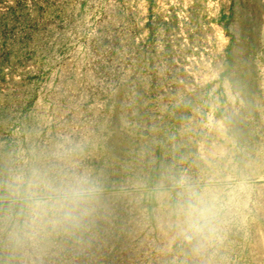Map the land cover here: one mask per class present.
<instances>
[{
  "label": "rangeland",
  "instance_id": "374dc122",
  "mask_svg": "<svg viewBox=\"0 0 264 264\" xmlns=\"http://www.w3.org/2000/svg\"><path fill=\"white\" fill-rule=\"evenodd\" d=\"M0 264H264V0H0Z\"/></svg>",
  "mask_w": 264,
  "mask_h": 264
},
{
  "label": "clouds",
  "instance_id": "9594fccd",
  "mask_svg": "<svg viewBox=\"0 0 264 264\" xmlns=\"http://www.w3.org/2000/svg\"><path fill=\"white\" fill-rule=\"evenodd\" d=\"M48 191L53 204L58 205L66 217H72L75 211L86 206L92 199L98 196L101 189L91 177L87 175H76L62 185H50ZM32 207L33 212L38 214L48 207V202L37 201ZM208 211L206 207L196 202H189L187 206V230L190 239L194 238L203 230ZM24 238H31V234L25 233ZM12 241L15 244L21 243L19 234H14Z\"/></svg>",
  "mask_w": 264,
  "mask_h": 264
}]
</instances>
